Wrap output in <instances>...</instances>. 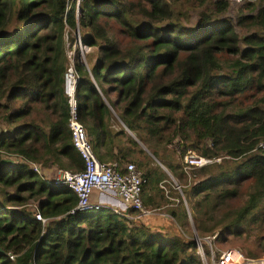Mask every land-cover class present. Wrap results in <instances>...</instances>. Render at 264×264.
I'll use <instances>...</instances> for the list:
<instances>
[{
  "label": "trees",
  "instance_id": "16d2710c",
  "mask_svg": "<svg viewBox=\"0 0 264 264\" xmlns=\"http://www.w3.org/2000/svg\"><path fill=\"white\" fill-rule=\"evenodd\" d=\"M191 2L203 7L194 27L164 0H0V115L12 126L0 133V264H201L194 241L130 226L110 208L71 213L75 193L29 166H84L68 127L66 28L79 27L81 42L96 48L86 64L76 54L73 68L77 118L99 160L134 162L146 177L143 202L159 207L150 192L163 199L166 173L155 160L167 145L177 141L182 156L221 157L201 166L206 176L186 191L200 196L195 229L213 232L230 216L227 230L264 225V3L247 4L234 26L218 19L226 0ZM3 152L23 161H5ZM246 180L245 201L216 219ZM30 199L45 222L27 211ZM167 213L188 223L181 199Z\"/></svg>",
  "mask_w": 264,
  "mask_h": 264
},
{
  "label": "rangeland",
  "instance_id": "374dc122",
  "mask_svg": "<svg viewBox=\"0 0 264 264\" xmlns=\"http://www.w3.org/2000/svg\"><path fill=\"white\" fill-rule=\"evenodd\" d=\"M80 0H66L67 5L69 6L72 2H75L77 5ZM166 3L170 4L173 9H176L177 11H181L183 13H186L184 16H180L181 22L188 27H194L198 20L199 12L203 9V7H196L192 5L191 0H179L174 3V0H164ZM215 0H208L206 6L212 7V3ZM228 6L227 8L218 16L219 20L223 19H229L231 20L232 24L235 26L238 16L240 14H247L249 13L250 6H247V4L251 3L254 5H259L261 3H264L262 0H227ZM110 25L113 26V32L118 37L117 29H119V25L110 22ZM236 31L239 33V35H244L246 33L247 28H240L235 27ZM64 40H65V52L67 56V66L70 64L73 65L74 56L78 54L80 56V59L83 63L86 64V53H95L96 48L89 47L87 45H84L81 42V35L79 27L75 30L71 31L66 28L65 34H64ZM94 59V58H92ZM110 97L112 99H115V93H111ZM113 112V118L110 120V124L112 129L118 130L122 123L120 122L119 118H117L114 111ZM11 125L7 123L5 119H3L0 115V133L3 131H6L7 129H11ZM87 129V128H86ZM89 137V136H88ZM181 148L178 145L177 141H174L173 144L167 145L165 149L162 151L161 155V161H156L159 167H161L164 172L166 173V178L163 182L159 183V186L162 188V198L158 195H155L156 191H151L150 194L153 195V201L154 202H160V206L156 207V205L151 204L149 208L152 210V212L146 216H143L141 218H133L130 217L132 215L133 211H131L128 207H124L122 211L127 213L129 217H127L128 224L131 225H145L147 226L151 231L155 232H161L168 235H177L182 239L183 241H194L196 250L195 254L197 258L200 260L201 264H213L214 261L218 259L219 254L226 252V251H232L234 253L241 254V257L238 261H235V264H264V231H262L263 226L261 224V221L257 222H248L246 223V226L241 229L237 230H227L225 226L229 224L233 217H227L224 221V218L222 215H230L229 213H233L237 207H239L247 198L250 188V182L249 181H243L239 184L238 190L236 192V196L226 200L223 204L220 205V207L216 211V219H222L224 222L219 224L213 232L209 233H202L195 229L193 220L194 215L196 214V211L198 210V215L201 214L200 208L197 205V201L199 200L200 196L197 197H188L186 195V191L192 187L193 184L200 181L203 177L206 176V173L200 172L199 167L195 166H189L186 168L185 165V159L184 155L182 156L180 154ZM195 151H188L186 154H191L194 157H202L198 155V153ZM3 156H1L5 161L12 162V164H16L20 162L15 156L14 153L9 152H3ZM165 156V157H164ZM166 156H169L171 160V164L176 167V171L173 173L172 170H170L167 167V161L169 158ZM205 158V157H203ZM168 159V160H167ZM207 159V158H205ZM209 161L206 163L212 164V163H223L221 160V157L219 158H213L208 159ZM134 163V162H132ZM135 164V163H134ZM204 164V165H206ZM31 164H29L30 166ZM136 166V164H135ZM181 166L186 168L184 171L182 168L181 172ZM203 166V165H202ZM39 167V175L43 177L46 180H54L59 177L60 170L59 168H53L48 173L42 170V166L38 165ZM137 167V166H136ZM33 169V168H32ZM191 169V170H190ZM141 172H143L141 169H139ZM144 188H146L144 190ZM8 191L13 192L11 188H6ZM148 189V186L143 187V193H142V199L145 198L146 193ZM183 200V205L185 209L189 212L188 217V223L186 225H180L173 224V221L169 217L167 213V209L169 206L177 205L179 200ZM144 201V199H143ZM195 203L196 210H193V204ZM107 208V207H106ZM27 211L29 212H35L36 211V201L30 199L29 203L26 206ZM195 213V214H194ZM196 214V215H197ZM150 218V222H147V219ZM147 222V223H146ZM150 226V227H149ZM196 237L198 238V241L201 240V245H198L196 243ZM202 255L206 257V261L204 262L202 259Z\"/></svg>",
  "mask_w": 264,
  "mask_h": 264
},
{
  "label": "built area",
  "instance_id": "2783aa9c",
  "mask_svg": "<svg viewBox=\"0 0 264 264\" xmlns=\"http://www.w3.org/2000/svg\"><path fill=\"white\" fill-rule=\"evenodd\" d=\"M227 1V0H226ZM228 2V1H227ZM74 66H67L63 75L64 93L68 96L69 103V118L68 127L71 134L73 146L79 152L83 159V169L78 171L59 169V177L54 180H47L53 185H64L71 189L77 198L76 205L71 209V213L76 211H89L92 209L102 208V204L91 201V194L94 189L101 192L113 193L126 207L133 211L130 217L135 219L146 216L152 212L149 206L145 205L142 199L143 185L146 182V177L134 163L117 161H101L92 150L87 130L83 123L77 118L76 100L74 97L75 85L77 76L74 72ZM17 156V155H15ZM18 160L23 161L20 156ZM186 168L189 166L199 167L206 164L209 160L203 157H194L191 154H185ZM31 168L39 173L37 164L32 163ZM185 168V170H186ZM113 211L123 217H129L124 211L113 208ZM189 214V212H188ZM34 217L45 222L38 211L33 213ZM196 243L201 245V240ZM13 258V254H10ZM241 254L232 251H226L219 254L218 259L213 264H235ZM205 262L206 257L202 255ZM207 264V263H206Z\"/></svg>",
  "mask_w": 264,
  "mask_h": 264
},
{
  "label": "crops",
  "instance_id": "0c3cea01",
  "mask_svg": "<svg viewBox=\"0 0 264 264\" xmlns=\"http://www.w3.org/2000/svg\"><path fill=\"white\" fill-rule=\"evenodd\" d=\"M16 158L18 159V157H16ZM29 164L32 165V163H29ZM31 165H30V167H31ZM53 168H57V167L52 165L50 167H42V170L45 171L46 173H48ZM90 198H91L92 202L100 203L103 205L102 207H107V208H110L112 210H113V208H118L120 210H123V208L125 207L124 204L113 193L101 192L99 190L94 189ZM145 205L149 206V204H146V203H145ZM169 217L173 221V224H175V226H176L177 223L173 220V218L170 215H169ZM149 219L150 218L147 219V222H150Z\"/></svg>",
  "mask_w": 264,
  "mask_h": 264
}]
</instances>
